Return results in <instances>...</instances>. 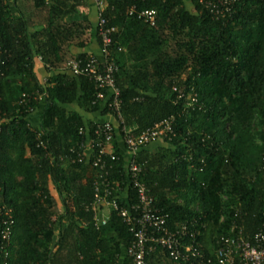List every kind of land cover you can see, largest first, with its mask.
Masks as SVG:
<instances>
[{
    "label": "trees",
    "instance_id": "trees-1",
    "mask_svg": "<svg viewBox=\"0 0 264 264\" xmlns=\"http://www.w3.org/2000/svg\"><path fill=\"white\" fill-rule=\"evenodd\" d=\"M105 2L101 16L116 28L110 61L119 67V135L174 118L166 148L135 157L168 230L199 222L197 245L213 257L233 222L243 220L247 238L264 229V0H244L225 20L197 0ZM87 5L0 0V205L13 221L9 256L0 255V264H132L126 250L134 235L121 212L111 209L105 225L95 223L98 152L79 161L81 145L102 121L68 109L110 117L109 99H97L87 75L62 71L69 60L95 56L74 48L98 42L101 50L98 24L81 11ZM143 10L158 12L154 26L139 18ZM36 57L54 73L44 85ZM37 90L47 95L33 129L29 115L38 105L18 102ZM113 150L119 160L106 159L102 190L108 184L120 207H134L137 193L117 138ZM146 264L177 263L158 248Z\"/></svg>",
    "mask_w": 264,
    "mask_h": 264
},
{
    "label": "built area",
    "instance_id": "built-area-1",
    "mask_svg": "<svg viewBox=\"0 0 264 264\" xmlns=\"http://www.w3.org/2000/svg\"><path fill=\"white\" fill-rule=\"evenodd\" d=\"M207 9L213 18L225 20L233 16L236 7L244 0H197ZM98 7V34L101 39V57L90 56L85 60H69L62 71L75 76L87 75L94 82L97 90V99H109L108 110L111 119L98 122L94 128V139H88L81 145L83 153L79 154V161L89 158L94 151L93 165L99 168L100 180L95 186V201L92 209L95 213V223L105 225L110 216L111 209L119 210L122 217L130 226L134 240L126 250L132 264H146V257L161 248L166 250L169 257L177 264H264V229L257 231L250 238L245 236L242 219L232 223L230 233L222 236L220 246L215 250L214 256H207L197 245L200 224L197 221L183 223L177 230L171 231L167 228V215L155 206L154 197L151 195L145 183L141 182V168L137 165L135 157L139 151L146 148L157 139L167 138L173 134L174 118H167L160 123L150 127L140 134L126 133L121 135L124 152L121 154L125 160V170L130 186L137 193L138 204L134 207H120L117 199L113 196L111 187L106 184L108 180L107 162L118 161L119 157L114 153L113 144L120 123L123 119L120 112V90L116 85L115 75L119 69L112 61L110 50L113 44V34L116 28L109 26L107 20L101 16L106 7L105 0H95ZM134 8L131 10L133 12ZM158 12L156 10H143L139 18L155 25ZM1 48V47H0ZM121 50V49H119ZM36 59L42 62L41 57ZM43 64V63H42ZM44 85V83H41ZM46 92L37 90L32 93H24L19 100V105L31 102L38 105L31 109L32 115L40 105H45ZM29 115V116H30ZM5 122L0 116V134L2 124ZM81 133L83 130H80ZM40 137V135H38ZM122 195L127 197L124 188ZM124 192V193H123ZM11 209L0 205V218L3 226L0 228V255L5 259L9 256L8 247L11 244L13 221ZM6 264V263H5Z\"/></svg>",
    "mask_w": 264,
    "mask_h": 264
},
{
    "label": "crops",
    "instance_id": "crops-1",
    "mask_svg": "<svg viewBox=\"0 0 264 264\" xmlns=\"http://www.w3.org/2000/svg\"><path fill=\"white\" fill-rule=\"evenodd\" d=\"M10 4H13L14 0H8ZM187 4L192 5V1L193 0H184ZM88 5L86 7L82 8V13L83 15H86L88 17V19L92 22L93 26L97 27L98 24V7L97 4L95 2V0H87ZM79 17H69L68 21H73L78 19ZM32 31V29H30ZM74 53L75 54H83V53H87V54H93L97 57H101V51H100V46L98 42H94L91 46H89L87 49H78V48H74ZM35 69H36V73L37 76L39 78L40 83H45L47 81L48 78H50L52 75H54V73L52 72H47L44 65L42 64V62L38 61L37 59H35ZM44 108V105H40L38 107V109L36 110V112H34L32 115L29 116V122L31 127H33V129H38L39 125H40V113L42 112ZM68 109L70 110H74V111H78L80 113H82L86 118L89 119H94L96 121H103V120H109L111 119L110 117L104 116L101 117L100 115H89L84 113L83 111H80L79 108L76 105H72L71 107H68ZM116 138L118 140L119 146L122 148V150L124 149L122 147V139L121 136L119 134L116 135ZM147 149L152 150V151H157L160 150L162 148H166V144L162 139H157L155 141H153L152 143H150L147 147Z\"/></svg>",
    "mask_w": 264,
    "mask_h": 264
}]
</instances>
